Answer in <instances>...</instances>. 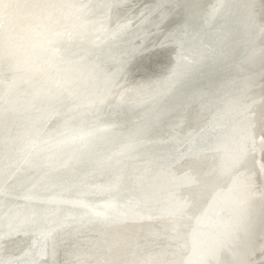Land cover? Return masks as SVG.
Returning <instances> with one entry per match:
<instances>
[{
    "label": "bare ground",
    "instance_id": "1",
    "mask_svg": "<svg viewBox=\"0 0 264 264\" xmlns=\"http://www.w3.org/2000/svg\"><path fill=\"white\" fill-rule=\"evenodd\" d=\"M0 264H264V0H0Z\"/></svg>",
    "mask_w": 264,
    "mask_h": 264
}]
</instances>
